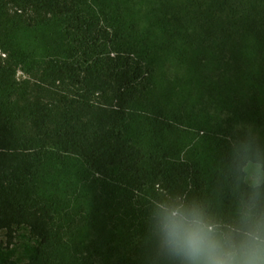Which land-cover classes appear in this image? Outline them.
I'll return each mask as SVG.
<instances>
[{"label":"trees","instance_id":"16d2710c","mask_svg":"<svg viewBox=\"0 0 264 264\" xmlns=\"http://www.w3.org/2000/svg\"><path fill=\"white\" fill-rule=\"evenodd\" d=\"M135 11L0 0V233L37 240L0 264H264V0ZM67 158L84 203L44 188Z\"/></svg>","mask_w":264,"mask_h":264},{"label":"rangeland","instance_id":"374dc122","mask_svg":"<svg viewBox=\"0 0 264 264\" xmlns=\"http://www.w3.org/2000/svg\"><path fill=\"white\" fill-rule=\"evenodd\" d=\"M139 5V12H133L135 24L138 28L140 25L144 27L148 24V18L143 12H146V8L150 0H136ZM181 2L182 0H177ZM147 12H150L147 11ZM137 28V29H138ZM137 32V31H136ZM18 77L23 79L26 74L20 70ZM170 80L172 81L176 77V73H168ZM165 124V123H164ZM163 124V125H164ZM183 129V128H182ZM53 167L47 169L43 173L44 188L48 192H54V194L64 197L67 195L76 194L83 191V197L79 202L85 201V188L82 186V176L91 175L83 161L78 158H67L64 163L57 164L52 163ZM245 179L249 184L256 185L264 180V171L261 167L254 162H249L245 166ZM37 182V181H36ZM5 235L0 233V262L6 259H12L17 263H23L28 260L34 253L37 245V240L33 238L26 227H19L16 229L13 242L7 247L5 246Z\"/></svg>","mask_w":264,"mask_h":264}]
</instances>
